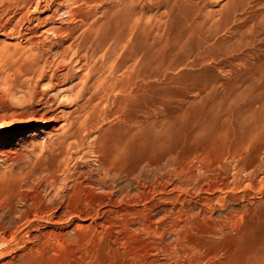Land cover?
I'll list each match as a JSON object with an SVG mask.
<instances>
[{"label":"rangeland","instance_id":"374dc122","mask_svg":"<svg viewBox=\"0 0 264 264\" xmlns=\"http://www.w3.org/2000/svg\"><path fill=\"white\" fill-rule=\"evenodd\" d=\"M3 49L0 264H264V0H0Z\"/></svg>","mask_w":264,"mask_h":264},{"label":"bare ground","instance_id":"6f19581e","mask_svg":"<svg viewBox=\"0 0 264 264\" xmlns=\"http://www.w3.org/2000/svg\"><path fill=\"white\" fill-rule=\"evenodd\" d=\"M238 2V1H237ZM243 2H245V1H243ZM187 14V13H186ZM69 47V46H68ZM68 47L66 48V50L68 49ZM69 51V50H68ZM81 52H83L84 50L81 48V50H80ZM6 50L5 49H3V50H1L0 51V56H3V55H5L6 54ZM89 51L88 50H85V53L87 54ZM69 53V52H68ZM74 53V56L76 55V53L75 52H73ZM73 53H72V55H73ZM86 54L85 55H81V56H86ZM59 55V54H58ZM61 55V54H60ZM56 56H57V54H56ZM62 56V58L64 57L65 59L67 58L66 56H67V52L65 51L64 52V55H61ZM61 56H58V57H61ZM57 57V59H59ZM70 57H73V56H71L70 55ZM20 58V57H19ZM56 58V57H55ZM61 58V60H63ZM82 58V57H81ZM85 58V57H84ZM84 58H82V59H84ZM23 60V59H22ZM41 57L40 58H36L35 60H33V62L31 63V64H29V65H26L25 67H21L19 70H17V73H18V75H23V74H26V73H28V74H31V75H35V76H38V77H42L43 76V71H44V69H43V67L42 66H39V64H40V62H41ZM71 60V59H70ZM81 60V59H80ZM63 62V61H62ZM67 62V61H66ZM70 62V61H69ZM51 64V63H50ZM68 64V63H67ZM53 65H54V63H53ZM60 65V64H59ZM85 65V64H84ZM61 66V65H60ZM80 66V65H79ZM119 67L118 66H116V69H118ZM81 69V68H80ZM115 69V70H116ZM70 70V69H69ZM75 70V69H74ZM84 70V69H83ZM79 71V70H78ZM77 71V72H78ZM84 74H87V73H84ZM69 75H70V72L68 71V73H66L65 75H64V80L66 81V80H68V77H69ZM86 76V75H85ZM63 77V76H62ZM50 78V77H49ZM95 78H97V77H95ZM51 79V78H50ZM40 80V79H39ZM57 80V79H56ZM41 81V80H40ZM82 81V80H81ZM39 82V81H38ZM56 82V81H55ZM118 83V82H117ZM117 83H115V85H117ZM83 84V83H82ZM124 85V84H123ZM122 85V86H123ZM51 86H53V85H51ZM55 86V85H54ZM97 87V86H96ZM48 88H49V86H48ZM124 88V87H123ZM11 89V88H10ZM78 90H80V89H78ZM96 91V90H95ZM9 92V91H8ZM11 94V93H10ZM16 113V112H15ZM19 116H21L22 114H18ZM86 117V116H85ZM30 121H24V120H21V118L19 117V119H16V121H15V123L16 124H26V123H29ZM64 128V127H63ZM80 128V127H79ZM71 132V131H70ZM65 133V132H64ZM76 133V132H75ZM65 135V134H64ZM73 137H75L76 139H77V135H75L74 133L73 134H68V135H65L64 136V138L65 139H69V138H73ZM9 139V138H8ZM61 141V140H60ZM5 145H9V141H7V140H5V141H3L2 143H1V147H3V146H5ZM116 146H118V145H116ZM118 151V150H117ZM116 152V151H115ZM113 154V153H112ZM118 156H120L119 154H118ZM116 154H115V158L114 159H116V157H118ZM122 156V155H121ZM119 158V157H118ZM118 160V159H117ZM116 160V161H117ZM120 160V159H119ZM118 160V161H119ZM112 161V160H111ZM114 162H115V160H114ZM103 163V162H102ZM101 167H103V165H100ZM103 168H106V167H103ZM108 169V168H107ZM106 171V170H105ZM109 174V173H108ZM81 189V188H80ZM76 191V190H75Z\"/></svg>","mask_w":264,"mask_h":264}]
</instances>
